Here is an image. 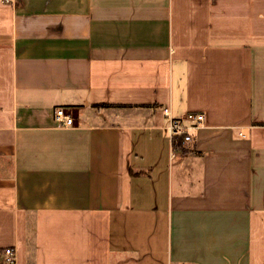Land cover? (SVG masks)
Instances as JSON below:
<instances>
[{
    "label": "crops",
    "instance_id": "0c3cea01",
    "mask_svg": "<svg viewBox=\"0 0 264 264\" xmlns=\"http://www.w3.org/2000/svg\"><path fill=\"white\" fill-rule=\"evenodd\" d=\"M166 108L205 115L183 147ZM8 248L264 264V0H0V264Z\"/></svg>",
    "mask_w": 264,
    "mask_h": 264
},
{
    "label": "built area",
    "instance_id": "2783aa9c",
    "mask_svg": "<svg viewBox=\"0 0 264 264\" xmlns=\"http://www.w3.org/2000/svg\"><path fill=\"white\" fill-rule=\"evenodd\" d=\"M165 115L169 118V123L166 131L171 139L172 145L175 144V139L184 137L185 142L193 140V132L199 129L204 124L205 115L202 112H190L184 118H174L171 115L170 109L164 110ZM55 119L58 125L62 128L77 126V118L74 115L72 108L59 107L55 111ZM6 262L11 264L15 261L14 249L8 248L5 250Z\"/></svg>",
    "mask_w": 264,
    "mask_h": 264
},
{
    "label": "trees",
    "instance_id": "16d2710c",
    "mask_svg": "<svg viewBox=\"0 0 264 264\" xmlns=\"http://www.w3.org/2000/svg\"><path fill=\"white\" fill-rule=\"evenodd\" d=\"M106 106H108V105H98V107H106ZM175 144L173 145V147H175V148H180V147H183V142H184V137L182 136V137H178V138H176L175 139Z\"/></svg>",
    "mask_w": 264,
    "mask_h": 264
},
{
    "label": "rangeland",
    "instance_id": "374dc122",
    "mask_svg": "<svg viewBox=\"0 0 264 264\" xmlns=\"http://www.w3.org/2000/svg\"><path fill=\"white\" fill-rule=\"evenodd\" d=\"M30 195L31 194H28V197H30ZM53 196H50V197H46V199H48V200H43V201H40L38 198H37V200H39V202L41 203V204H46L47 203V201H56V200H54V198H52Z\"/></svg>",
    "mask_w": 264,
    "mask_h": 264
}]
</instances>
